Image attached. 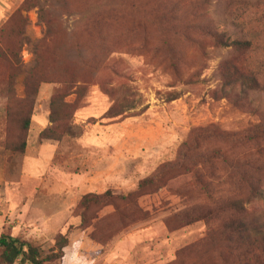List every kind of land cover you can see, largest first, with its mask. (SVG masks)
<instances>
[{
	"label": "rangeland",
	"instance_id": "374dc122",
	"mask_svg": "<svg viewBox=\"0 0 264 264\" xmlns=\"http://www.w3.org/2000/svg\"><path fill=\"white\" fill-rule=\"evenodd\" d=\"M108 1L40 0L49 24L40 18L39 5L19 6L0 27V47L5 52L0 57V234L21 235L40 244L45 253L55 247L60 234L68 235L65 256L47 264H181L180 250L203 238L209 225L197 221L176 230L167 228L166 220L174 213L207 201L192 175L169 183L162 195L141 197L146 209L162 211L129 228L111 215L113 206L100 212V218L110 216L98 229L79 228L78 204L90 192L133 190L161 164L173 161L197 127L217 122L224 129L237 130L261 119L264 90L254 106L217 100L213 91L220 83L216 72L222 63L264 59V0H114L119 3L116 27L103 20L98 27L92 16L103 17L102 6ZM83 9L87 18L79 11ZM201 19L220 29L228 30L230 25L233 35L249 33L254 47L218 45L191 29ZM10 25L18 28L16 34ZM73 41L84 46L89 58L101 43L117 45L111 57L116 72L101 70L87 83L83 98L68 81L53 78L75 70ZM10 48L19 53L9 54ZM37 49L51 79L41 84L35 98L26 152H15L8 142L16 123L8 118L7 108L11 96L26 99V76L37 67ZM11 75H15L13 83ZM114 87L131 88L138 99V108L125 118L104 116L113 103L106 90ZM61 92L73 114L54 122L51 100ZM47 129V136L53 138L41 136ZM216 145L233 158H261L264 186V142ZM217 167L223 177L213 180V188L218 195L233 194L237 173L222 162ZM248 194L244 188L245 198ZM163 199L170 203L163 204ZM248 206L259 217L264 214L263 201L252 200Z\"/></svg>",
	"mask_w": 264,
	"mask_h": 264
},
{
	"label": "trees",
	"instance_id": "16d2710c",
	"mask_svg": "<svg viewBox=\"0 0 264 264\" xmlns=\"http://www.w3.org/2000/svg\"><path fill=\"white\" fill-rule=\"evenodd\" d=\"M38 5L40 18L49 24L47 13L44 12V6L41 5L40 0H24L20 7L31 8ZM102 8L104 16L94 14L92 20L98 27L100 20H103L106 25L116 27L119 19L118 1L110 0ZM79 11L86 17V9ZM214 20L218 24L219 21ZM226 20L228 19L221 17V21ZM208 22L207 19H201L193 23L191 29L207 35L224 47L242 49L254 47L252 39L248 36L249 33L241 32L233 35L229 24L230 28L227 27L228 30H226L212 27ZM9 28L15 34L18 31L14 25H10ZM113 31L116 32V28ZM116 46L114 42L101 43L91 51L93 58H89L84 53L86 50L84 46L79 41H73L75 70L69 72L68 76L56 73L53 78L68 81L76 87L79 97H85L88 93L87 83L92 82L101 70L112 68L114 59L111 57ZM7 52L16 55L19 50L10 48ZM37 55V67L26 76V99L19 100L11 96L7 108L8 118L16 123V131L13 134L10 133L8 142L9 148L15 152H26L35 98L41 84L51 79L46 77L47 71L43 63L42 51L38 52L37 49ZM4 56L5 52L0 47V57ZM171 62L173 69L176 70L177 64L174 57ZM216 75L220 83L213 91L215 99L228 98L236 106L247 104L254 106L257 95L264 90V59L246 60L241 64L222 63ZM14 78L15 75L10 76L11 83L14 82ZM78 82L82 84L78 85ZM11 90L13 91V88ZM106 92L113 99L112 105L104 115L107 118H125L129 111L139 106L138 99L131 88L120 91L119 88L114 87L107 89ZM64 97L65 94L61 92L53 96L51 100V120L54 122L66 121L73 114L70 111L71 106L64 102ZM171 98H176V95H172ZM146 108L147 106H144L142 110ZM253 109L259 110L257 106ZM260 113L261 119L237 130L224 129L217 122L193 129L188 139L182 144L177 157L173 161L161 164L153 174L140 180L133 190L109 188L102 193L85 194L78 204L79 228L100 226L110 216L100 218V212L108 206L114 207L111 215L115 216L124 228L149 220L162 209L156 207L155 211L148 210L140 204V198L162 195V191L170 185L169 183H174L186 175H192L196 183L203 188L207 201L174 213L166 220L167 228L176 230L197 221H206L209 225L208 232L203 238L180 250L181 264H264V214L261 212L259 217L248 206L252 200L264 202L261 158H233L225 154L221 146L216 145L225 142L253 143L260 146L261 142H264V108ZM48 130L42 132L43 138H53L47 136ZM211 143L215 145L210 147ZM259 152L261 153V150ZM217 162L226 164L229 169L237 173L239 177L236 181L237 189L233 194L218 195L213 188V180L223 177L218 171ZM244 188L249 189L247 198L243 195ZM164 201L165 205L170 203V200ZM69 242L68 235L60 234L55 247L45 253L41 245L35 241L10 231L2 232L0 234V264H47L63 258Z\"/></svg>",
	"mask_w": 264,
	"mask_h": 264
},
{
	"label": "crops",
	"instance_id": "0c3cea01",
	"mask_svg": "<svg viewBox=\"0 0 264 264\" xmlns=\"http://www.w3.org/2000/svg\"><path fill=\"white\" fill-rule=\"evenodd\" d=\"M24 0H0V27L3 22L12 14Z\"/></svg>",
	"mask_w": 264,
	"mask_h": 264
}]
</instances>
